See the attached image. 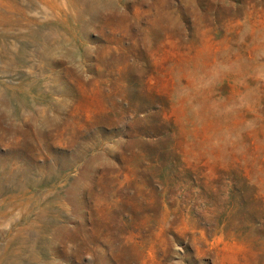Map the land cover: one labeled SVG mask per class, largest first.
Segmentation results:
<instances>
[{"label": "rangeland", "instance_id": "rangeland-1", "mask_svg": "<svg viewBox=\"0 0 264 264\" xmlns=\"http://www.w3.org/2000/svg\"><path fill=\"white\" fill-rule=\"evenodd\" d=\"M0 264H264V0H0Z\"/></svg>", "mask_w": 264, "mask_h": 264}]
</instances>
